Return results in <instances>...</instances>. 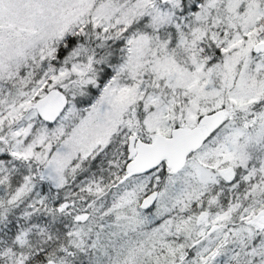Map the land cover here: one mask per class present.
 Returning <instances> with one entry per match:
<instances>
[{"label": "snow or ice", "instance_id": "1", "mask_svg": "<svg viewBox=\"0 0 264 264\" xmlns=\"http://www.w3.org/2000/svg\"><path fill=\"white\" fill-rule=\"evenodd\" d=\"M0 264H264V0H0Z\"/></svg>", "mask_w": 264, "mask_h": 264}]
</instances>
